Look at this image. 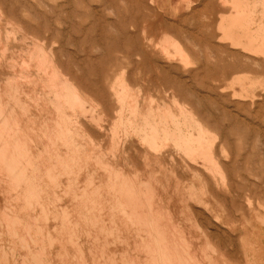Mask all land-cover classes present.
I'll use <instances>...</instances> for the list:
<instances>
[{"label":"rangeland","instance_id":"374dc122","mask_svg":"<svg viewBox=\"0 0 264 264\" xmlns=\"http://www.w3.org/2000/svg\"><path fill=\"white\" fill-rule=\"evenodd\" d=\"M0 103V263L125 264L119 188L156 176L199 251L264 264V0H0Z\"/></svg>","mask_w":264,"mask_h":264},{"label":"bare ground","instance_id":"6f19581e","mask_svg":"<svg viewBox=\"0 0 264 264\" xmlns=\"http://www.w3.org/2000/svg\"><path fill=\"white\" fill-rule=\"evenodd\" d=\"M255 2V1H254ZM248 23H250V22H248ZM123 25V24H122ZM180 53V52H179ZM28 54V53H27ZM29 57V56H28ZM46 58V57H45ZM53 58V57H52ZM47 62V61H46ZM52 62H53V60H52ZM43 64V63H42ZM58 68V67H57ZM231 68V67H230ZM47 69V68H46ZM20 75V74H19ZM51 76V75H50ZM71 84V83H70ZM126 84V83H125ZM130 88V87H129ZM13 91V90H12ZM123 91V90H122ZM124 92V91H123ZM70 93V92H69ZM72 93V92H71ZM71 95V94H70ZM118 95H119V93H118ZM9 96V95H8ZM122 96V95H121ZM63 97H65V95L63 96ZM70 97V96H69ZM68 97V98H69ZM73 97V96H72ZM75 98V97H74ZM11 99H13V98H11ZM79 99V98H78ZM17 100H19V99H17ZM14 101V100H13ZM78 101V100H77ZM119 103V102H118ZM16 104V103H15ZM0 105H1V103H0ZM19 105H21V104H19ZM25 105V104H24ZM16 106V105H15ZM22 106V105H21ZM3 106H1L0 108H2ZM5 108V107H4ZM74 108V107H73ZM7 109V108H6ZM25 109V108H24ZM3 110V109H2ZM8 110V109H7ZM12 110V109H11ZM13 110H15V109H13ZM13 110H12V112H13ZM21 111H22V109H21ZM7 112V111H6ZM11 112V111H10ZM11 112V113H12ZM13 115V114H12ZM7 116V115H6ZM10 117V116H9ZM13 117V116H12ZM1 118V117H0ZM16 118V117H15ZM173 118V117H172ZM3 119V118H2ZM119 119V118H118ZM4 120V119H3ZM3 120H1V121H3ZM6 120V119H5ZM0 121V122H1ZM7 121H10V119L9 120H7ZM11 121L13 122V120L11 119ZM4 122V121H3ZM3 122H1V123H3ZM14 123H16V121L14 122ZM164 123V122H163ZM177 123V122H176ZM178 123H179V121H178ZM166 124V123H165ZM4 125H5V123H3V124H1L0 125V128H1V126H2V128L4 127ZM10 126V123H8L7 122V126ZM117 125V124H116ZM198 125V124H197ZM177 126V125H176ZM154 127V126H153ZM10 128V127H9ZM9 128L7 129L6 128V130H3L2 132L4 133V131H5V133L7 134L8 133V131H10L11 130V128H10V130H9ZM14 128V127H13ZM133 130V129H132ZM203 130V129H202ZM7 131V132H6ZM14 130H12V132H13ZM1 132V133H2ZM11 132V131H10ZM4 133V135H6ZM11 134V133H10ZM14 135H15V133H13ZM22 134V133H21ZM151 134V133H150ZM9 135V134H8ZM178 135V134H177ZM204 135V134H203ZM18 136V135H17ZM23 136V135H22ZM174 136V135H173ZM1 138V140H2V138H3V136L1 135L0 136ZM8 137V136H7ZM26 137V136H25ZM31 137H33V136H31ZM205 137V136H204ZM22 138V137H21ZM24 138V137H23ZM12 139H14V138H12ZM16 139L17 140H19L18 139V137H16ZM25 139V138H24ZM30 139V138H29ZM189 140L188 138H185V140ZM196 139V140H195ZM145 140V139H144ZM182 140V139H181ZM184 140V141H185ZM190 140H192L191 141V143H188V142H186L187 144H189V151L191 152V154L194 156V154H196V149L198 148L199 149V151H201V148H200V145H201V147H204L203 149H205V144L206 143H203L204 145H202L201 143H200V141H197L198 139L197 138H190ZM189 140V141H190ZM3 141V140H2ZM14 141L15 140H13V143H14ZM194 141H196L197 143L199 142L200 143V145H197V143L196 144H194ZM1 142V141H0ZM3 142H5V139H4V141ZM2 142V147L4 146V145H6V144H4ZM16 142H18V141H16ZM154 142V141H153ZM24 143V142H23ZM32 143V142H31ZM210 143V142H209ZM1 144V143H0ZM4 144V145H3ZM182 144H183V142H182ZM8 145V144H7ZM14 145V144H13ZM12 145V146H13ZM16 145V144H15ZM20 145H22V147H24L23 148V150L26 148L25 147V145L23 146V144L22 143H20ZM180 145V144H179ZM211 145V144H210ZM18 146V145H17ZM16 146V147H17ZM185 147H187V145L185 144L184 145ZM206 146H208V144H206ZM212 146V145H211ZM6 147V146H5ZM19 147V146H18ZM18 147L16 148V149H18ZM21 147V146H20ZM19 147V148H20ZM8 148V147H7ZM12 148H14V147H12ZM29 148V147H28ZM207 149H209V147H206ZM0 149H2L1 148V146H0ZM15 149V148H14ZM16 149L14 150V152L16 151ZM187 149V150H188ZM207 149H205V150H207ZM19 150V149H18ZM22 150V152H20V151H18V153L19 154H23V152L25 153V151H27V150H24L23 151ZM184 150V149H183ZM186 150V148H185V151L186 152H188ZM3 151H4V149H3ZM2 151V152H3ZM9 151V150H8ZM8 151H7V154H6V152H4V153H2V155L3 154H6L7 156H8ZM29 151V150H28ZM203 151V150H202ZM201 151V152H202ZM189 152V153H190ZM205 152V153H204ZM207 152H209L208 150H207ZM207 152L206 151H203L202 152V154L204 153V154H207ZM0 153H1V151H0ZM29 153V152H28ZM46 153V152H45ZM198 154H199V157L202 155H200V152H197ZM10 154H11V152H10ZM16 154V153H15ZM18 154V156H20ZM21 154V156H25V155H22ZM198 154H196V155H198ZM210 153H208V155H209ZM1 155V154H0ZM13 155V154H12ZM11 155V156H12ZM189 155V154H188ZM4 157H5V155H3ZM3 156H0L1 158L3 157ZM17 156V157H18ZM20 156V157H21ZM32 156V155H31ZM210 156V155H209ZM217 156V155H216ZM6 158V157H5ZM12 158H14V156H12ZM19 158V157H18ZM197 158V157H196ZM211 160H213V157H212V155H211ZM22 159V158H21ZM24 159V158H23ZM27 159V158H26ZM203 159V158H202ZM207 159H209V158H207ZM4 159H2V161H3ZM6 160H7V158L5 159V163H7V165H4V166H8V167H10L9 165L10 164H8L9 162H6ZM9 160V159H8ZM24 161V160H23ZM26 161V160H25ZM14 162H16L15 161V159H14ZM14 162H10L11 164H14ZM197 162V161H196ZM195 162V163H196ZM3 163V162H2ZM209 163V162H208ZM16 164V163H15ZM14 164V165H15ZM17 164H18V162H17ZM29 164V163H28ZM31 164V163H30ZM204 164V163H203ZM32 165H33V163H32ZM211 165V164H210ZM13 166V165H12ZM17 165H15V167H16ZM21 166H23V164L21 165ZM14 167V166H13ZM19 167V166H18ZM1 168V167H0ZM17 168V167H16ZM22 168V167H21ZM11 170H12V168H10ZM27 169V168H26ZM206 169V168H205ZM223 169V168H222ZM13 170H15L14 168H13ZM18 170V169H17ZM217 170H219V169H217ZM16 171V170H15ZM23 171H25V170H23ZM220 171V170H219ZM225 171V170H224ZM21 174H22V172L21 171H19ZM47 172V171H46ZM10 173V172H9ZM25 173V172H24ZM220 173V172H219ZM12 175V174H11ZM20 175V174H19ZM21 176H23V175H21ZM27 176V175H26ZM122 176V175H121ZM53 177V176H52ZM117 179V178H116ZM151 179V178H150ZM213 179H214V177H213ZM224 179V177L222 176V178H221V180L224 182L225 181V179ZM23 180V179H22ZM54 180V179H53ZM149 180V179H148ZM4 181V180H3ZM10 181V180H9ZM12 181V180H11ZM11 181H10V183H11ZM24 181V180H23ZM119 181V180H118ZM125 181H126V179H125ZM137 181V180H136ZM151 181L153 182L154 181V185H149V190H146V191H144L143 192V190L141 189V186H139L136 182H134L133 181V183H131V184H129L130 183V181H129V185L128 186H126L125 185V187H124V184L122 185V187H120L119 188V193H120V199L121 200H123L124 201V203H125V207H128L129 208V213L128 214H130V216L129 217H131L133 220H134V222L136 223V230H138V232L139 233H137V234H142L143 232H144V234H142L141 235V239H138V242L136 241V242H134V246H132V247H134L133 248V251L131 252V250H130V252L131 253H129V252H125V261L127 262V264H218V263H216V262H218V261H215V258H214V255H213V252L215 251V250H211V248L212 247H210L211 246V243L210 244H208L207 243V240L206 241H203L204 242V244H206L205 246L206 247H209V249L208 248H206L205 246L202 248V251L200 250L199 251V249H200V246H199V244H198V242H196L195 240H194V238L192 237V235H190L188 232H186V231H184V230H181L180 228L178 229L177 228V225L175 224V216H174V214L172 213V211L173 210H171V207L170 208H166V207H164V205H163V203H166V202H164V199L165 198H163V194H162V183H161V181L160 180H158V178L155 176V177H153V179H151ZM160 181V182H159ZM16 182V181H15ZM148 182V181H147ZM146 182V183H147ZM152 182H150V183H152ZM4 183V182H3ZM24 183V182H23ZM136 183V184H135ZM144 182H142V183H140V185L141 184H143ZM149 183V184H150ZM25 184V183H24ZM119 184V183H118ZM127 184V183H126ZM224 184V183H223ZM147 185V184H146ZM160 185H162L161 186V191H159L160 190ZM12 187V186H11ZM117 188V187H116ZM12 190V189H11ZM9 191V190H8ZM161 192V193H160ZM87 193V192H86ZM10 194V193H9ZM34 194V193H33ZM55 194V193H54ZM26 195H28V194H26ZM163 195V196H162ZM179 196V195H178ZM32 198V197H31ZM89 198V197H88ZM171 198V197H170ZM91 200V199H90ZM171 200V199H170ZM169 200V201H170ZM11 201V200H10ZM28 201V200H27ZM168 203H169V201L168 200H166ZM87 202H89V203H91L92 204V201L90 202V201H87ZM88 203V204H89ZM168 203H166L165 205L166 206H169V204ZM168 204V205H167ZM90 205V204H89ZM89 205L87 206V204H86V206L87 207H89ZM30 206V205H29ZM94 206V205H93ZM20 207V206H19ZM92 207V206H91ZM90 207V208H91ZM121 207V206H120ZM127 208V209H128ZM182 209V208H181ZM13 210V209H12ZM14 211V210H13ZM22 211V210H21ZM90 211V210H89ZM6 212L7 213H9L7 210H6ZM12 213V212H11ZM182 213V212H181ZM8 215H10L11 216V214H8ZM15 215V214H14ZM64 215H65V213H64ZM68 215V214H67ZM62 216V215H61ZM92 216H93V214H92ZM96 216V215H95ZM95 216H93V217H95ZM180 216V215H179ZM183 216V215H182ZM78 217V216H77ZM129 217H127V218H129ZM8 218H10L11 219V217H9L8 216ZM88 218V217H87ZM92 218V217H91ZM131 218H130V221H131ZM191 218V217H190ZM2 219H4V218H2ZM20 219V218H19ZM189 219V218H188ZM5 220V219H4ZM128 220V219H127ZM3 221V220H2ZM7 221H8V219H7ZM10 221H12V220H10ZM9 221V222H10ZM21 221V220H20ZM19 221V222H20ZM65 221V220H64ZM6 222V221H5ZM5 222L3 221V222H1V220H0V223H4V225H5ZM13 222H14V220H13ZM94 222H95V220H94ZM192 222V221H191ZM10 224V223H9ZM12 224H14V223H12ZM22 224V223H21ZM21 224H18V225H21ZM16 225V224H15ZM22 225H24V224H22ZM63 225H64V223H63ZM3 226V225H2ZM7 226H8V224H7ZM9 227V226H8ZM13 227V226H12ZM16 227H17V225H16ZM137 227H138V229H137ZM29 228V227H28ZM76 228V227H75ZM78 228V227H77ZM6 229V228H5ZM13 229V228H12ZM15 229V228H14ZM66 229V228H65ZM67 229H70V227L68 226V228ZM37 230V229H36ZM75 230V229H74ZM194 230V229H193ZM0 231H1V227H0ZM7 231H9L8 229H7ZM67 231V230H66ZM79 231V230H78ZM85 231H86V229H85ZM143 231V232H142ZM2 232V231H1ZM5 233H6V230L4 231ZM10 232H11V230H10ZM9 232V233H10ZM68 233V236H69V231H67ZM77 234H78V232L77 231H75ZM80 232H82V231H80ZM14 233V232H13ZM16 233V232H15ZM15 233H14V235H15ZM1 234V233H0ZM12 234V233H11ZM17 234V233H16ZM73 234V233H72ZM82 234V233H81ZM10 234H8V236H9ZM71 235V234H70ZM135 235V234H134ZM5 237L7 236V234L6 235H4ZM11 236V235H10ZM68 236H67V238H65V239H68ZM79 236V235H78ZM77 236V237H78ZM83 236V235H82ZM122 236L123 235H121V241H123L124 242V240L122 239ZM137 236V235H136ZM140 236V235H139ZM139 236H137V237H139ZM0 237H2V236H0ZM15 237V236H14ZM71 237V239H72V236H70ZM76 237V236H75ZM86 237V236H85ZM91 237V236H90ZM95 237H97V236H95ZM13 238V237H12ZM22 238V237H21ZM79 239H80V237H78ZM123 238H126V237H123ZM135 237L133 236V239H134ZM0 239H2V238H0ZM18 239V238H17ZM48 239V238H47ZM78 239V240H79ZM88 239H90V238H88ZM97 239V238H96ZM129 239V238H128ZM133 239H129V240H126L127 242L128 241H130V240H132L133 241ZM200 239V238H199ZM9 240V239H8ZM25 240V239H24ZM73 240H75V238L73 239ZM77 240V239H76ZM85 240H87L86 238H85ZM91 240H93V239H91ZM95 240V239H94ZM102 240V239H101ZM137 240V239H136ZM140 240V241H139ZM197 240V239H196ZM1 241V240H0ZM2 241H3V239H2ZM7 240H5V242H6ZM65 241H67L68 242V240H65ZM89 241V240H88ZM99 241H100V239H99ZM135 241V240H134ZM200 241V240H199ZM201 241V242H202ZM9 242H12V241H9ZM66 242V243H67ZM70 242V241H69ZM83 242H85V241H83ZM87 242V241H86ZM85 242V243H86ZM92 242V241H91ZM104 242V241H103ZM209 242V241H208ZM3 243H4V241H3ZM3 243H2V246H3ZM7 243V242H6ZM70 243H73V242H70ZM76 243H78V241H76ZM88 244H90L89 242H87ZM120 243H122V242H120ZM133 243V242H132ZM9 244V243H8ZM14 244V243H13ZM25 244H26V242H25ZM34 244V243H33ZM35 244H36V242H35ZM68 244V243H67ZM79 245H76V248H74L73 249V247H75L73 244L71 245V244H69V245H71V246H73L72 247V249H73V253H72V255L70 254V256H69V254H68V260H66V258H65V260H66V264H111V262H110V260H109V258L108 257H106L108 254H107V251L102 247V246H92V247H84L83 245L81 246L80 244L81 243H78ZM83 244V243H82ZM126 244H128V246L130 245L129 243H125V244H123L122 243V245H126ZM12 245V244H11ZM27 245V244H26ZM92 244H90V246H91ZM202 245V244H201ZM210 245V246H209ZM38 246V245H37ZM53 246V245H52ZM203 246V245H202ZM14 247V245L12 246V248ZM39 247V246H38ZM108 247V246H107ZM127 247V246H126ZM125 247V248H126ZM4 248V247H3ZM11 249V248H10ZM16 248H14V250H15ZM22 249V248H21ZM24 249V248H23ZM26 249V248H25ZM76 249V250H75ZM13 250V249H12ZM38 250V249H37ZM40 250V252L41 253H43L42 251H41V248L39 249ZM39 250H38V254H40V252H39ZM47 250V249H46ZM50 250V249H49ZM66 251H68L67 250V248L65 249ZM126 250V249H125ZM125 250H123V251H125ZM8 251H9V249H8ZM7 251V252H8ZM33 251V250H32ZM32 251H30V252H32ZM127 251H128V249H127ZM4 252V251H3ZM6 252V251H5ZM12 252V251H11ZM11 252H9L10 254H11ZM46 252V251H45ZM200 252V253H199ZM14 253H15V251H14ZM28 253V252H27ZM51 253V252H50ZM69 253V252H68ZM216 253V252H215ZM223 253V252H222ZM7 254V253H6ZM9 254V255H10ZM44 254V253H43ZM45 254H47L48 256H49V254H48V252H46ZM64 254V253H63ZM0 255H2V253H1V251H0ZM12 256H14L13 254H11ZM18 255H19V252H18ZM17 255V256H18ZM32 255V254H31ZM34 255V254H33ZM36 255V254H35ZM34 255V256H35ZM52 255V254H51ZM127 255V256H126ZM27 256H30L29 254L27 255ZM27 256H25V257H27ZM37 256H39V255H37ZM41 256H43V255H41L40 254V257ZM46 256V255H45ZM64 256V255H63ZM216 256V255H215ZM226 256V255H225ZM2 257H5V256H3L2 255ZM1 257V258H2ZM8 257V256H7ZM6 257V258H7ZM31 257V256H30ZM47 257V256H46ZM49 257H51V256H49ZM57 257V256H56ZM56 257H55V259H56ZM1 258H0V260H1ZM18 258H21V257H19L18 256ZM23 258V257H22ZM27 258H29V257H27ZM42 259H43V257H41ZM45 258V257H44ZM3 259H5V258H3ZM25 259V258H24ZM41 259V260H42ZM54 259V260H55ZM11 260H12V258H11ZM13 260H14V258H13ZM17 260V259H16ZM27 260V259H26ZM25 260V261H26ZM38 260V259H37ZM44 261H46L47 260V258L46 259H43ZM48 260H49V258H48ZM48 260H47V262H48ZM4 261V260H3ZM6 261V260H5ZM29 261V260H28ZM31 261V260H30ZM34 261V260H33ZM36 261V260H35ZM40 261V260H39ZM53 261V260H52ZM59 261V260H58ZM121 261V260H120ZM119 261V262H120ZM2 262V261H1ZM8 262V261H7ZM6 262V263H7ZM13 262V261H12ZM11 262V263H12ZM22 262V261H21ZM56 262V261H55ZM126 262H124L125 264H126ZM6 263H4L3 262V264H6ZM20 263V262H19ZM31 263H34V262H31ZM38 263V262H37ZM42 263V262H41ZM43 263H46V262H43ZM42 263V264H43ZM50 263H52V262H50ZM50 263H47V264H50ZM57 263V262H56ZM59 263V262H58ZM122 263V262H121ZM0 264H2V263H0ZM22 264V263H21ZM24 264V263H23ZM26 264V263H25ZM29 264V263H28ZM39 264V263H38ZM61 264V263H60ZM123 264V263H122ZM220 264V263H219Z\"/></svg>","mask_w":264,"mask_h":264}]
</instances>
